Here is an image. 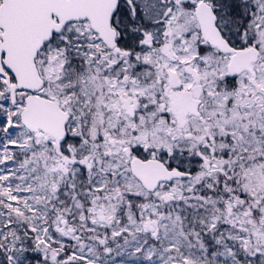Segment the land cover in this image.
Here are the masks:
<instances>
[{"label":"snow or ice","instance_id":"1","mask_svg":"<svg viewBox=\"0 0 264 264\" xmlns=\"http://www.w3.org/2000/svg\"><path fill=\"white\" fill-rule=\"evenodd\" d=\"M0 264H264V0H0Z\"/></svg>","mask_w":264,"mask_h":264}]
</instances>
